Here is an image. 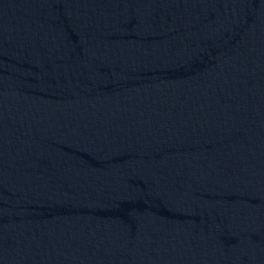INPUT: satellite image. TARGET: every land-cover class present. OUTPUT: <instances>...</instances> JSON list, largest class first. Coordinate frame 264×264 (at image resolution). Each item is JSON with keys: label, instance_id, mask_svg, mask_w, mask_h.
I'll list each match as a JSON object with an SVG mask.
<instances>
[{"label": "water", "instance_id": "water-1", "mask_svg": "<svg viewBox=\"0 0 264 264\" xmlns=\"http://www.w3.org/2000/svg\"><path fill=\"white\" fill-rule=\"evenodd\" d=\"M0 264H264V0H0Z\"/></svg>", "mask_w": 264, "mask_h": 264}]
</instances>
